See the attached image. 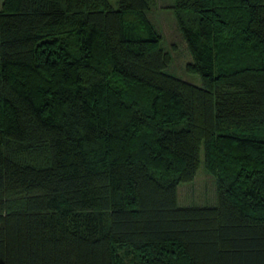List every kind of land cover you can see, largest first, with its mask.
I'll use <instances>...</instances> for the list:
<instances>
[{"label":"trees","instance_id":"1","mask_svg":"<svg viewBox=\"0 0 264 264\" xmlns=\"http://www.w3.org/2000/svg\"><path fill=\"white\" fill-rule=\"evenodd\" d=\"M155 1L2 0L0 264H264V0H176L201 86Z\"/></svg>","mask_w":264,"mask_h":264},{"label":"rangeland","instance_id":"2","mask_svg":"<svg viewBox=\"0 0 264 264\" xmlns=\"http://www.w3.org/2000/svg\"><path fill=\"white\" fill-rule=\"evenodd\" d=\"M113 7H118L119 0H108ZM155 5L147 13V19L151 22L156 32L161 35V49L170 55V62L165 73L176 76L194 86H201L199 74L191 73L187 66L192 63L191 54L184 42L176 20V0H156ZM2 0H0V10ZM177 204L182 207L213 206L216 203V185L214 177L208 174L204 163L196 172V177L190 183L180 184L177 189Z\"/></svg>","mask_w":264,"mask_h":264}]
</instances>
